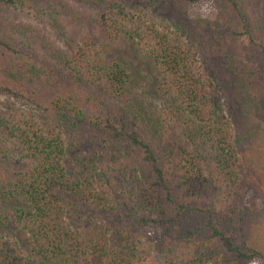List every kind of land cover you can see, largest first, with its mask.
Returning a JSON list of instances; mask_svg holds the SVG:
<instances>
[{
  "label": "trees",
  "instance_id": "trees-1",
  "mask_svg": "<svg viewBox=\"0 0 264 264\" xmlns=\"http://www.w3.org/2000/svg\"><path fill=\"white\" fill-rule=\"evenodd\" d=\"M41 1L46 16L70 7ZM86 1L96 36L55 63L34 55L23 23L0 24V94L50 123L0 111V264H152L127 217L159 227V264H264L237 146L264 145V94L249 88L264 73V0H214L212 18L189 17L199 0H161L163 23L149 13L158 0ZM128 41L154 59L162 112L121 59ZM65 128L78 134L72 152Z\"/></svg>",
  "mask_w": 264,
  "mask_h": 264
},
{
  "label": "rangeland",
  "instance_id": "rangeland-1",
  "mask_svg": "<svg viewBox=\"0 0 264 264\" xmlns=\"http://www.w3.org/2000/svg\"><path fill=\"white\" fill-rule=\"evenodd\" d=\"M87 2L86 0H69L68 3L70 7L62 12L65 14L59 13L56 14V16H46L44 14L46 10L44 8V1L32 2L31 0H25L23 7H10L0 10V15L2 16L0 24L6 28H12L19 23H23L25 26H18V28L25 29V31H28L27 35H31L26 43L28 44L29 42L31 44H29L30 47L36 44V48L33 49V51H35L34 55L41 60L46 61L48 59L51 63H55L58 57L57 55L69 54L76 49L77 45L83 43V41L94 40L96 34L94 30L90 29V24H87V18L95 14V8L92 3ZM129 3L138 6L140 5L139 3L142 2L140 0H129ZM144 8L147 7L145 6ZM157 8L158 11H156ZM186 8L189 17L193 18H212L217 12L214 0H199L187 5ZM165 11H167V9L161 0H158L155 5L149 8L150 14L153 13L159 16L160 23L165 21L164 15L167 17L169 15ZM22 44L25 43L22 42ZM112 51L114 52L117 50L113 48ZM118 52L125 63H129L136 71L139 70L142 73L139 74L140 78H138L141 94L148 102L154 105L156 110L162 112L163 107L161 101H164L166 97L163 95L161 96L160 92H155L154 86L156 85L158 70L154 64V59L147 56L146 53H142L132 41H128L124 47H120ZM249 88L256 98L263 95L264 73L256 74ZM7 102L11 103L12 106L23 108L27 113H34L35 117L41 121L45 127L50 126L49 118L43 116V113L4 94H0V111L8 110L6 106ZM64 132L69 142V152H72L78 147V134L76 130L75 132H69L68 128H65ZM249 133L255 135L253 130ZM242 142L243 139L237 137L238 148L241 149V145L242 150H246V153L243 155L240 153L241 170L246 169L241 173L240 181L247 187L250 194L253 192L255 193V195H253V205L258 207V209L256 216L257 221H252L253 228L264 230V145H257L253 142L249 148H246L242 146ZM132 219V217H127L125 219H120V221L128 222L125 224L126 226H124V231L134 236V246L138 247L139 251L143 254L148 255L152 264L163 262L164 253L157 250L154 243L159 227L153 223L140 224ZM249 264H262V261L260 259H253Z\"/></svg>",
  "mask_w": 264,
  "mask_h": 264
}]
</instances>
